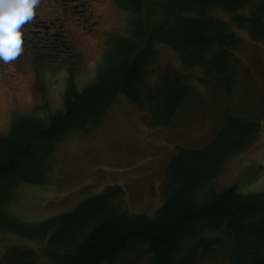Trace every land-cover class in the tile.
<instances>
[{"label": "rangeland", "instance_id": "rangeland-1", "mask_svg": "<svg viewBox=\"0 0 264 264\" xmlns=\"http://www.w3.org/2000/svg\"><path fill=\"white\" fill-rule=\"evenodd\" d=\"M124 2L98 0L93 4L94 18L86 19L85 10L84 21H74L75 26L66 27L76 52L74 60L52 64L47 71L34 69L30 59L33 49L23 40V52L16 59L0 61V138H9L14 125H19L15 129L18 132L23 128L33 130L34 120L38 119L48 126V116L64 109L69 82L77 89L100 83L128 57L139 25L137 16L128 12ZM165 2L151 24V33L161 29L160 39L168 35L164 26L171 25L177 12L174 14L177 0ZM263 3L264 0H247L234 15L218 10L213 13L228 23L237 38L235 46L226 50L231 69L227 61L221 71H209L206 65H186L181 53L161 41L154 42V57L144 67L145 76L139 84V102L115 95L106 110L98 111V120L86 125V130L72 129L53 146L39 139L33 155L15 164L5 177L0 175V254L11 248L40 249L54 229L52 225L46 232L41 231L48 220L116 187L121 192L115 191L113 198L118 197L120 210L154 216L166 198L165 171L174 153L179 148L208 145L226 116L257 122L259 131L251 144L225 166L213 190L220 192L239 183L242 192L240 186L260 174L253 180L254 186L243 191L264 190V174L256 171L264 166V36L259 41L252 39L249 20L241 26L232 22L234 16L250 18ZM211 53H217L216 48ZM174 77L191 90V96L163 122L164 111H156L148 98L158 93L155 100L163 105L166 95L178 84ZM9 147L13 148L12 140L0 139V155L9 152ZM194 260L197 264H230L226 250L219 244L199 251ZM106 264L151 261L146 246L133 243Z\"/></svg>", "mask_w": 264, "mask_h": 264}, {"label": "trees", "instance_id": "trees-1", "mask_svg": "<svg viewBox=\"0 0 264 264\" xmlns=\"http://www.w3.org/2000/svg\"><path fill=\"white\" fill-rule=\"evenodd\" d=\"M246 2L177 0L171 25L163 29L168 35L160 39L161 29L151 33V24L165 0H125L123 6L133 17L137 16L139 25L128 57L117 63L110 76L100 83L77 89L69 82L64 92V109L48 116V126L44 127L38 119L34 120L33 130L23 128L18 132L15 129L19 125H14L9 138H0L4 142L13 141V148L0 155V175L5 177L13 166L33 155L39 139L53 146L72 129L86 130V125L98 120V111L106 110L115 95L139 102V84L145 76L144 67L154 57V42L161 41L181 53L186 65H206L209 71H221L230 57L226 50L235 46L237 38L228 23L213 13L218 10L234 15ZM249 17L234 16L232 22L241 26L249 20L252 39L259 41L264 36V3ZM220 47L224 49L218 51ZM214 48L217 53L212 54ZM208 53L211 54L206 60ZM227 66L231 69L230 64ZM174 82L178 84L166 95L163 105L155 100L158 93L148 98L154 102L156 111L161 114L164 111L163 122L191 96V90L180 78L174 77ZM258 131L257 122L226 116L208 145L200 149L179 148L174 153L165 171L166 198L154 216L120 210L118 197L113 198L115 191L121 192L116 187L48 220L41 231L46 232L52 225L54 229L45 245L38 250L11 248L0 254V264H106L133 243L146 246L151 264H197L194 258L199 251L215 244L226 250L230 264H264V190L243 191L255 184L253 180L261 174L240 186L242 192L239 183H232L220 192L213 190L225 166L251 144ZM259 168L256 171L264 174V166ZM19 224L29 225L21 221Z\"/></svg>", "mask_w": 264, "mask_h": 264}, {"label": "flooded vegetation", "instance_id": "flooded-vegetation-1", "mask_svg": "<svg viewBox=\"0 0 264 264\" xmlns=\"http://www.w3.org/2000/svg\"><path fill=\"white\" fill-rule=\"evenodd\" d=\"M97 1L39 0L34 18L21 28L23 40L31 44L33 49L30 59L34 69L47 71L52 64L63 65L67 60L76 58L66 27L75 26L74 21H84L85 10L88 11L86 19L94 18L93 4ZM74 16L79 19L73 20Z\"/></svg>", "mask_w": 264, "mask_h": 264}, {"label": "clouds", "instance_id": "clouds-1", "mask_svg": "<svg viewBox=\"0 0 264 264\" xmlns=\"http://www.w3.org/2000/svg\"><path fill=\"white\" fill-rule=\"evenodd\" d=\"M39 0H0V61L16 59L23 52L21 28L34 18Z\"/></svg>", "mask_w": 264, "mask_h": 264}, {"label": "bare ground", "instance_id": "bare-ground-1", "mask_svg": "<svg viewBox=\"0 0 264 264\" xmlns=\"http://www.w3.org/2000/svg\"><path fill=\"white\" fill-rule=\"evenodd\" d=\"M239 152V151H238Z\"/></svg>", "mask_w": 264, "mask_h": 264}]
</instances>
